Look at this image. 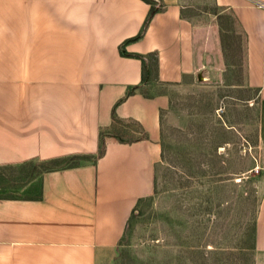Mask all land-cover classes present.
Returning a JSON list of instances; mask_svg holds the SVG:
<instances>
[{"label": "crops", "instance_id": "obj_1", "mask_svg": "<svg viewBox=\"0 0 264 264\" xmlns=\"http://www.w3.org/2000/svg\"><path fill=\"white\" fill-rule=\"evenodd\" d=\"M158 2L163 10L143 36L125 43L148 13L143 0H0V264H114L131 214L154 191L170 105L161 91L119 102L129 87L209 78L217 60L224 86L254 100L264 153V0H213L205 25L191 20L185 0ZM222 32L239 37L231 51ZM131 121L139 139L106 136L97 157L100 132ZM72 156L88 159L30 174ZM13 170L21 174L5 173ZM260 171L252 264H264Z\"/></svg>", "mask_w": 264, "mask_h": 264}, {"label": "rangeland", "instance_id": "obj_2", "mask_svg": "<svg viewBox=\"0 0 264 264\" xmlns=\"http://www.w3.org/2000/svg\"><path fill=\"white\" fill-rule=\"evenodd\" d=\"M185 2L193 22L210 23L212 15L204 9L213 0ZM217 64L212 59L209 78L143 86L150 95L164 91L170 99L161 112L162 155L154 191L131 214L114 264H252L247 245L264 165L257 107L244 99L247 93L224 86ZM121 129L130 132L125 138L137 136L131 126Z\"/></svg>", "mask_w": 264, "mask_h": 264}, {"label": "trees", "instance_id": "obj_3", "mask_svg": "<svg viewBox=\"0 0 264 264\" xmlns=\"http://www.w3.org/2000/svg\"><path fill=\"white\" fill-rule=\"evenodd\" d=\"M143 1L147 2L150 5L148 13H147V15H146V17H145V19H144V21L142 23V26H141L139 32L137 33V35L132 37V38H130L125 43L130 42V41H134V40H137V39L141 38L143 36V34H144L145 29L147 28V26L149 24V21L153 17V15L155 13L163 10L164 6L162 4H160L158 2V0H143ZM213 10H214V12H216L215 11L216 10L215 7H213ZM223 33L224 32H222V35H223ZM229 34L230 35H223V37L225 36V38H226L225 39V41H226L225 49L227 48V49H229L231 51L233 49L232 45L236 43V39H237L238 36L237 35H232L233 33H229ZM229 37H231L232 39L229 38ZM235 37H236V39H235ZM122 45L120 47L121 48L120 49L121 53L125 54V55H130V54H128V53H126V52H124L122 50V47H123ZM149 55L153 56V64L155 65L156 64V57L154 56V54H149ZM132 56L140 58L142 61H144V57L142 55H140V54H132ZM145 77H146V73L144 72V69H143V74H142V81L143 82L145 80ZM136 91H139L143 95H146V91H145L144 88H142V86H139V85L132 86V87H129L127 89V91L125 93V96L122 99H120L119 102L122 101L125 97L135 93ZM161 93H164V91H161ZM119 102H117V104ZM115 106L113 107V110H112V113H111V117H112L113 122L121 124V121L115 115V112H114ZM122 125H124V124H122ZM126 126H132L134 130L138 128V125L135 122H133V121L129 122ZM126 133L127 132L125 130L121 129L120 127L118 128L116 126H113L110 130L101 131L100 135H99V146H98L97 157H100L104 153L105 137L106 136L113 137L115 140L120 141V142H132V141H135V140L139 139V136H133V135H131L128 138H125L124 134H126ZM141 137H144L143 133L141 134ZM219 146H221V145L218 144L217 148ZM76 159H88V157H86V156H72V157H68V158H65V159L53 160V161H49V162H44V163H39V164H36V165H32V171H31L30 174L33 175L34 173L41 172L43 170L51 169V168L58 167V166L68 165V164H71V162L76 160ZM255 211H256V209H255ZM254 218H255V212H254V215H253V223H254Z\"/></svg>", "mask_w": 264, "mask_h": 264}]
</instances>
